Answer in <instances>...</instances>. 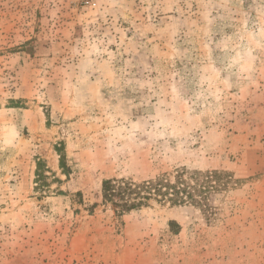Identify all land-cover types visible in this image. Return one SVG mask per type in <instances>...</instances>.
<instances>
[{
  "label": "rangeland",
  "instance_id": "1",
  "mask_svg": "<svg viewBox=\"0 0 264 264\" xmlns=\"http://www.w3.org/2000/svg\"><path fill=\"white\" fill-rule=\"evenodd\" d=\"M177 171L224 185L103 203ZM0 264H264V0H0Z\"/></svg>",
  "mask_w": 264,
  "mask_h": 264
},
{
  "label": "trees",
  "instance_id": "2",
  "mask_svg": "<svg viewBox=\"0 0 264 264\" xmlns=\"http://www.w3.org/2000/svg\"><path fill=\"white\" fill-rule=\"evenodd\" d=\"M57 152L60 157V169L63 175L68 178L71 170L67 165L66 155L60 149H57ZM45 170L46 167L40 161L37 166L35 182V190L39 193L49 190L47 189L48 177ZM221 179V174L217 171L205 173L177 171L173 180L169 175H164L139 183L132 180L111 179L102 184V198L104 205L110 206L118 217L148 208L153 201L159 205L168 204L171 207L192 204L209 208L208 193L218 190V186L224 185ZM58 182L61 183L60 180Z\"/></svg>",
  "mask_w": 264,
  "mask_h": 264
}]
</instances>
